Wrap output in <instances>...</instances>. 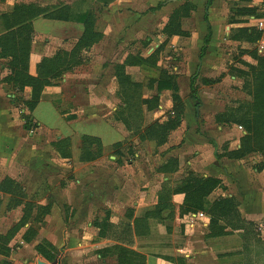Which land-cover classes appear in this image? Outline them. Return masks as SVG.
<instances>
[{
	"label": "rangeland",
	"instance_id": "obj_1",
	"mask_svg": "<svg viewBox=\"0 0 264 264\" xmlns=\"http://www.w3.org/2000/svg\"><path fill=\"white\" fill-rule=\"evenodd\" d=\"M20 5L49 7L52 12L63 17H67L71 12L83 13L88 11L93 17V31L101 35L100 41L105 38V32L98 31L97 15L91 10L93 7L90 1L0 0V37L14 30L15 26L13 25L16 22L19 23L16 27L25 25L23 36L16 39L15 45L12 42L11 47H9V44V46L5 45V47L0 46V54L4 56L3 59L0 58V88L5 92L6 99L12 104L13 112L11 113L14 114L12 119L21 122L22 124L20 125L24 129V143H9V145L12 146L11 151L16 150L12 154L16 155V161L19 157L28 156L32 161V165L30 166L32 172L35 170L31 175L24 177V179H29H25L28 182L29 188L35 191L33 192L31 202L24 203L27 199L24 189L28 188L26 184L24 185V181L6 176L8 174H5V171L0 169L2 178H4L0 182V204L2 202L7 204L5 210L16 209L23 204L26 206L23 209L24 218L22 221H4L3 223L0 222V225L4 227L5 231L8 230L10 235L14 231L21 232L26 229L24 237L28 242L38 238L39 240L34 242L38 252L37 255L42 259L48 260L49 264H84L83 261H89L86 264H119L118 260L114 257L115 252H118L123 247L132 250L133 241L131 236L133 229H136V224L135 228L131 224L133 216L137 215V210L141 213L143 211L150 210V212H153L155 210L154 205L141 209V206L139 207L137 204H139L142 197H144V202H147V197L152 201L154 195L157 200V196L165 188L164 178L158 175L157 170L170 160L180 162L179 157H183L186 152L192 150V147L201 146L200 148H202V145L204 146L203 142L202 145L194 142L196 140L194 138L184 148V134H181L177 142L174 140L170 141L169 136L181 126L171 131L167 142L161 146H158L153 140L141 138L144 128L154 125V123H165L173 119L172 108L174 103L172 91V94L168 97L169 102L159 99L158 107L149 111L145 106L141 108L138 105L140 96L143 99L154 96L152 95V90L155 88L157 84L155 82L158 78L153 77L158 76V69L164 71L165 69L162 67L167 66L168 70L174 73V77H177L176 74L179 75L181 73V63L185 62L184 66H190L193 73L192 76H196L193 83L197 92H199V99L194 101L190 97L191 78L189 79L187 76L179 82V93L182 92V95H187L189 92L184 98L188 101L189 105L187 124L191 125L193 122V129L205 136L207 139L205 143L208 144V116L213 117L215 123V116L229 114L232 110L236 111L237 116H242V114L249 115L251 113L250 104L252 105L255 92L261 82L258 80V71L262 70L254 52L258 43L257 32L250 26L243 28L242 30L246 29V31L243 34L240 33L238 37L240 42H236L231 39L232 33L227 35L225 31L224 39H222L221 54L225 57L222 59V62H224L223 65L226 72L216 74L215 78H208V83L205 81L204 73L198 71L200 69L197 63L201 49L194 53L191 51L196 45V40L189 41L191 43L190 49L183 44H179V46L171 48L168 54H165L166 49L164 51V48H161L156 54L154 53V57L151 59L149 65H129V56L142 58L141 54H143L147 57L153 51L145 46L143 47L141 42L144 39L138 40L136 35L132 33L129 34L133 40L128 42L127 45L121 44L126 39L125 37L120 38L121 40L116 44L115 39L122 37L124 34L117 31L109 32L107 40L111 41L110 45H113L112 51L114 53L111 55V60H114L115 66L113 69L116 72V66L124 68L123 73L129 75L138 87H135V89L131 88L132 90H130L129 85H127V94L133 99H129L130 105L126 111L124 110V90L122 89L121 91L119 80L116 79V100H112L116 109L113 111V114H108V109L105 110L106 105L102 107L105 104V90L102 86L99 89H94L95 85L100 86L101 83L98 80L99 77L96 76L97 71L103 69V67H108L109 62L106 57V49L102 48L106 47V45L97 46L96 50L93 51H91V48L95 44H99L100 41L93 44V46L90 45L92 46L91 48H88L84 44L78 45L83 28L78 26L76 22H73V24L42 22L43 16L28 22L16 20L13 18L12 13ZM37 19L42 20H40L42 23H36L37 35H41L39 41L42 44L57 43L55 45L57 49L56 54L59 52V56L50 62H44L43 59L45 57L34 59V62L31 56L28 60V75L33 78L34 84L30 85L25 84V73L17 72L16 74V72L10 69L8 64L10 61H13L14 57L23 52L22 48L17 44L23 42L27 36L31 37L30 48L31 52L33 51L32 45L36 37L34 21ZM104 28L105 26H101V29L104 30ZM218 31L219 29L216 25L217 36L219 35ZM227 39L228 41H232V43H227L225 41ZM68 44L70 45V50L67 51L66 47H68ZM24 45L25 48L23 47V49L28 48V44L24 42ZM14 48L19 50V52H16ZM2 49L3 51H1ZM152 49L154 50L155 48ZM95 60L96 62H94ZM175 67H178L180 70H176ZM214 69L217 71V68ZM117 74L119 73L117 72ZM67 75L72 89L68 90L70 92L69 95H64L62 101L56 102L55 106L60 119L58 123L51 125V133L49 129L38 126L40 120L42 122H50V118L48 116V107H44V105L34 116V111L40 104V101L38 105H34L35 101L32 99L33 89L39 90L41 88L36 93L39 97L38 99H40V94L42 96L46 88L65 85L62 81ZM180 86H182V90ZM66 87L63 89L64 91H67ZM82 91L88 92V94ZM110 92L112 93V90ZM68 101L71 103V106L68 105ZM8 106H0V116H5L3 118H5V123L8 124L10 129H4V127L0 126V131H3L5 135H12L9 141L13 142L17 139L19 129L16 123L10 124L6 119L7 115L10 114ZM92 113H96L101 117H108L112 123L106 122V125L99 122V118H96L98 120L87 121L86 118ZM182 116L183 122L184 115ZM36 117H41V119L36 120ZM77 118H80V120L76 121ZM110 125L115 127L118 133H123L121 135L126 136L123 143H117L112 148V151L106 149L103 146L102 139L99 138L102 135L106 143L118 138V135L109 129ZM229 125L241 127L240 124ZM241 130L244 131L243 126ZM0 140H2L0 141V148H2L7 140L4 138ZM111 153L118 156L116 162L109 159ZM167 154L169 155L166 157ZM197 156L198 154L190 151L187 153V161H194ZM74 157H77V159L75 160ZM164 158L165 160H163ZM56 159H59L61 164ZM78 160L82 163H88L90 167L95 166L101 169L102 190L106 189V191L98 200H95L96 196L93 190H99V181L93 187V178L90 177L84 184L79 186L75 163ZM18 163L19 165L15 171L24 173L25 175L26 164H23V162ZM189 171H191V164H186L181 169L179 166L178 173H170L172 175L170 183L175 185V182L185 177ZM124 174L131 176V180L127 181L126 185H122ZM24 175L22 174L21 177ZM110 176H113L112 186L114 189L118 190L120 187H125L123 191H119V197H117L116 193L108 191L107 183ZM78 186L81 187L79 190ZM2 192H4L3 195ZM50 197L56 203L57 201L62 202L63 199H67L70 204L71 202L73 203L72 205L66 204L67 206L63 207L64 210H58L60 216L62 215V211H65L63 213L65 223L61 221L52 223L45 219L46 216L52 213L54 203L50 202L47 206H40L39 203L49 201ZM92 200L96 202L93 203ZM77 204H84L83 206H85V209L80 214L78 212L81 209L80 207L77 208ZM176 207L173 216H171L172 219H170L175 222L178 217V208L176 209ZM29 218H33L35 222L32 221V224L26 228V224L30 222ZM113 220L119 221V224H112ZM109 223L115 225V227L110 226ZM148 225L149 222L141 223V227ZM137 230L139 231L138 228ZM106 237L108 239L110 237L113 243L114 241L116 243L107 247L105 249L106 252H101L103 254L102 259L97 257V251L91 255H87L84 252V242L88 246L87 244H92ZM76 257L78 258L76 259ZM131 259L134 264H145L146 262L145 259L141 260L138 257H132ZM164 260L171 264H178L174 259L171 260L166 257ZM4 263L12 264L8 260H4L2 264Z\"/></svg>",
	"mask_w": 264,
	"mask_h": 264
},
{
	"label": "crops",
	"instance_id": "obj_2",
	"mask_svg": "<svg viewBox=\"0 0 264 264\" xmlns=\"http://www.w3.org/2000/svg\"><path fill=\"white\" fill-rule=\"evenodd\" d=\"M87 1L91 2V6L93 7L91 10H93V13L97 15L96 19L99 26L98 31L105 32L104 40L100 41L99 44H95L91 48V51L96 50L97 46L101 47L102 45H106V47L102 48L106 49V57L108 58V62L110 64L108 63L107 68L103 67V69L97 71L96 76L99 77L98 80H100L101 83L100 86L95 85L94 89H99V87L102 86L105 90V104L102 105V107L106 105L105 110L108 109V114H113V111H115L116 109V107L112 103V100H116L115 95L117 87V78L115 75V69H113L115 67L114 60H111V55L114 53L112 51L113 45H110L111 41L107 40L109 32L117 31L124 34L122 35V37H117V39H115L116 44L121 40L120 38L123 37H125L126 39L121 42L122 45H127L128 42H131L133 39L130 37L129 33L136 35L138 40L144 39V41L141 42L143 47L145 46L153 52L147 57L141 54L143 59L149 58L153 53L159 51L161 48H164V51L166 49L165 54H168L171 48L173 49L179 46V44H183L185 47H188L190 49L191 43H189V41L196 40V45L191 51L192 53H194L195 51L201 49L197 63L200 69L198 71L203 72L204 78L206 79L215 78L216 74H219L220 72H226L225 66L223 65L224 62H222V59L225 57L223 56V54H221L222 39H224L225 31L227 35H229V33H232L231 39L236 42H240V39H238V37L240 33L243 34V31L246 30L242 29L248 26L253 27L256 32L261 34V38L263 37V33H261L256 28L255 24L256 19L261 16L260 5L262 4V0ZM188 4L192 5V11L190 12L189 16L181 19V29L182 31L189 33V36H168L167 34H165L163 30L167 26L171 15L176 10L182 7L185 8L186 6H188ZM94 8H96V10H94ZM37 20L34 21V30L36 32V37L32 45V59L34 62V59H40L44 57L51 58L56 54L57 50L55 46L57 43L50 42L47 44H42L39 41L41 35H37L38 31L36 23L58 22L60 24H73V22H60L44 18L42 19L43 21L41 19ZM40 20L42 22H40ZM77 25L83 28L82 24L77 23ZM216 25L219 29L218 36L216 35ZM101 26H105L104 30L101 29ZM225 41L227 43H232V41H228V39ZM257 45L255 47L256 51ZM69 46L70 45L68 44V47H66L67 51L70 50ZM152 48H155L156 50H153ZM257 54L260 55L258 52ZM260 56L264 57L262 55ZM94 62H96V60ZM184 63H181L182 66L180 64L181 73L179 75L176 74L178 86L180 85L179 82L184 77L188 76L189 79L191 78V85L196 78L195 75L192 76L193 73L190 66H184ZM146 64L149 65V63ZM162 68L167 70L171 75L174 74L172 71L168 70L167 66H164ZM214 68H217V71ZM175 69L180 70L178 69V67H175ZM161 70L158 69V76L153 78H159ZM62 83H64L65 85L46 88V90H44L42 93L40 104L34 111L35 116V113L39 109H42L43 105L44 107H48V116L50 118V122H42V120H40L41 117H36V120H40L38 125L40 126V128H47L51 133V125L54 123H58V120L60 119V117H58V110L55 106L56 102L60 100L62 101L64 95H69L70 92H68V90L72 89L69 85L68 75L65 76ZM65 86H67V91L63 90ZM180 87L182 90V86ZM111 90L112 93L110 92ZM83 93L88 94V92ZM181 93L182 92H180V95L183 98L185 106L184 121L182 122V125L180 128H178V130L172 132V134L169 136V139L170 141L174 140L175 142H177V140L181 137V134H184V148H186L187 143L194 138L196 139L194 140V142L198 143L199 145H202L203 142L204 146L202 145V148H200L201 146L191 148L192 150L190 151H192V153L198 154L197 158L194 159V161H187V153L190 151L186 152L183 157L180 156V162H178V170L174 173H178L179 166L181 169L186 164H191V171L189 172H193L205 178L214 177L216 179H219L222 182V187L217 188L210 196H208V198H206L205 211L186 215L183 218H181L177 213L178 217L176 218L175 222L174 220H170L172 219L171 216H173L171 215V210L166 209L162 212L160 218H150L151 220L149 221L148 226H143V228L140 227L139 231L137 230V227L135 230L133 229V234L131 236L133 246L131 247V249L145 256V264H171L164 260V258L166 257L175 259L182 258L186 261V264H264V169L258 170V168L256 167L262 162L263 158L260 154L257 153L249 154L241 159L230 158L228 156L229 152L236 151L241 148V140L245 135V131H242L239 126L237 127L236 125L218 123L216 120V116L215 123L213 121V117L208 116V144H206V137L197 133V131L193 129V122L191 125L187 124L189 105L188 101L184 98L189 94V92L187 93V95H182ZM170 94H172V90L166 89L162 92H159L158 84H156L155 88L152 90V95L159 96L161 100H165L168 102V97L170 96ZM190 97L193 98L194 101L199 99V92H197V95H193L191 86ZM3 105H7L8 110L10 108V114L6 117L7 121L10 124L16 123L19 132L17 134L16 141L10 142L9 139L12 137V135H5L3 134V131H0V139L4 138L7 140L6 144L2 148H0V169L4 170L5 174H8L6 176L24 181V185L26 184V186L28 187L24 189V192H26L27 194V199L26 201H24V203L31 202L32 196L34 194L33 192L35 191L29 188L28 182L25 180L29 179H24V177H27V175H31V173L35 171L33 170L32 172V169L30 168V166L32 165V161L30 157L28 158V156L22 158L19 157V159H17L16 161V155H12L16 150L11 151L12 146L9 145V143H24V129L20 125L22 124L21 122H17L16 120L12 119V116H14V114L11 113L13 112L12 104L9 103V100L5 97V92H3V90L0 88V106ZM68 105L71 106V103L69 101ZM3 117L5 116H0V126L4 127V129H10L8 124L5 123V118ZM80 118H77L76 121L80 120ZM96 118H99V122L101 123H112L110 118L101 117L96 113L90 114L86 119L87 121H94ZM109 129L112 132L116 133V135H118V138L116 140L106 143L102 135L99 136V138L102 139L101 141L103 143V146L106 149L112 151V148L117 143H123L126 136L121 135L123 133H118L117 129L112 125L109 126ZM34 139L36 140V138ZM168 155L169 154H167L166 157ZM74 159L76 160L77 157H74ZM109 159L116 162L118 160V156L114 153H111L109 155ZM57 160L60 163V160L56 159V161ZM163 160H165V158ZM18 162H23V164H26L25 175L24 173L15 171L17 169V166L19 165ZM75 163L77 166L76 172L78 176L79 186L84 184L90 177L93 178V187H95L97 181H99V190H93L96 196L95 200H98L100 196H103V193H105L106 191V189L102 190V181L100 179L101 169L96 168L95 166L90 167L88 163H82L80 162V160L76 161ZM34 166L35 164L32 167L34 168ZM157 172L159 176H163L165 184L169 183L170 186H174L170 183V177L172 175L161 173L159 172V170H157ZM22 174L24 175L23 177H21ZM113 176L109 177V182L107 183L108 191L116 193L117 197H119V191H123L125 187H120L118 190L114 189V187L112 186ZM182 179L175 182V184L180 182ZM3 180L4 178H2V175L0 173V182H2ZM129 180H131V176L129 174H124V181L122 185H126L127 181ZM79 186L78 190L81 188ZM3 193L4 192H2V195ZM7 196L9 195L7 194ZM155 197L156 196L154 195L152 201L149 199V197H147V202H144V197H142L137 206H141V209L147 208L150 205L156 206L158 204V199L156 200ZM221 197L234 198L237 201L238 210L242 215V219L247 223L245 228L238 229L234 226H228L229 224L227 220H221V226L227 227L223 231L221 230L224 234H212L210 230L211 217L209 216L207 211L211 208L213 203ZM50 198L51 199L49 201H43L39 203L40 206H47L50 204V202L54 203L52 213L49 216H46L45 219L51 221L52 223H57L59 221L65 223V216L63 214L65 213V211H62V215L60 216V212L58 210H64L63 207L66 204L69 205V201L67 199H63L62 202L57 201V204L56 202H54L52 197ZM184 199V194H175L173 195L171 202L172 204L177 206V208H179V206L183 205ZM92 202L94 203L96 201L92 200ZM72 204L73 203L71 202L70 205ZM83 205L84 204H77V208L80 207L81 209L78 212L79 214L80 212H82V210L85 209V206ZM6 206L7 204H5L4 202L0 204L1 223H3L4 221L18 222L23 220V209L26 207L25 204L12 210H5ZM148 211H143L144 213L142 212V214L137 210V215L133 216L131 222L133 228H135V220L143 218ZM29 219L30 222L26 224V228L29 227L30 224H32V221L35 222L33 218ZM112 222V224L115 225L119 224V221L116 220H113ZM156 225L158 226L156 227ZM7 231H5L4 227L0 225V250H3L5 243H7V246L10 249V253L8 255L0 252V258H3L2 261L0 259V264H2L4 260L12 262V264H38L40 261L49 264L48 260H46L45 258L44 260L40 258L39 255H37L38 252L35 248L34 242L36 240H39L38 238L34 241L32 240L31 242L26 241L24 237L26 229L22 230L23 232L14 231L11 235L10 232ZM114 243L116 242L114 241ZM114 243L110 237L109 239L108 237H106L101 240H97L92 244L89 243L87 244L88 246H86V242H84V252H86L87 255H91L95 251H97V257L102 259L103 254L101 252H106L105 249L112 246ZM118 256V252H115L114 257L116 258V260H118ZM77 258L78 257H76V259ZM87 262L89 261H83L84 264H86Z\"/></svg>",
	"mask_w": 264,
	"mask_h": 264
},
{
	"label": "trees",
	"instance_id": "obj_3",
	"mask_svg": "<svg viewBox=\"0 0 264 264\" xmlns=\"http://www.w3.org/2000/svg\"><path fill=\"white\" fill-rule=\"evenodd\" d=\"M186 6V5H185ZM192 11V5L188 4L185 8L182 7L176 10L170 17L167 26L164 28L163 32L168 36L173 35H181V36H189V33L182 31L181 29V19L190 15ZM12 16L16 20L30 21L40 16H43L45 19L54 20V21H63V22H76L78 24L83 25V33L81 38L78 41V45L84 44L91 48L93 44L100 41L101 35L93 31V17L90 12L83 13H70L67 17H63L61 15H57V13L52 12L49 7H40L37 5H20L16 7L15 11L12 13ZM19 23H14V30L8 32L3 37H0V46L5 47L8 45L11 47V43L15 45L16 39L21 38L24 32V26L16 27ZM28 25V24H26ZM17 28V29H16ZM244 30L243 32H245ZM257 40L261 38V34L257 32ZM31 37L27 36L23 42L17 44L22 48L23 52H21L18 56L14 57L13 61L9 62V67L14 72L25 73L26 75V83L25 84H34L33 78L28 75V60L32 56L31 48H30ZM24 42L28 48H25ZM12 45V46H13ZM92 45V46H90ZM12 49V48H11ZM16 52L19 50L15 49ZM3 51V49L1 50ZM157 52V51H156ZM155 52V54H156ZM257 60L259 61L262 70L258 71L260 80V85L257 88L253 102L251 106V113L249 115L242 114V116H237L235 110H232L229 114H220L216 116V120L218 123L224 124H240V126L244 128L245 135L241 140V148L236 151H231L228 153V156L232 159H241L249 154L257 153L260 154L263 158L262 162L258 164L256 167L258 170L264 169V57H260L256 50H254ZM59 56V52L51 59L45 58L44 62L54 61ZM154 57V53L147 59H143L141 57H128L129 65H138V64H146L151 63V59ZM0 58L3 59L4 56L0 54ZM131 61V62H130ZM14 66V67H13ZM117 72L119 74H117ZM124 72V68L121 66H116V78L119 80V85L124 90V110H128L129 108V99H133L129 97L127 94V85L131 88L135 89L138 85L132 81L131 77ZM257 72V71H256ZM13 75V74H12ZM208 83V79H205ZM158 84V91L162 92L163 90H172L173 91V103L174 106L172 108V114L174 115L171 121L165 123H154L147 128H144L141 134V138L153 140L156 142L158 146H161L167 142L168 136L171 131L176 130L181 126L185 106L183 102V98L179 93V86L177 83V78L174 75H171L167 70L161 71L160 76L156 82ZM50 84V83H49ZM48 84V85H49ZM41 89V88H40ZM36 88L33 89L32 99L35 101L34 105H38L40 99L37 96V92L40 91ZM191 90L193 95H197V90L191 85ZM159 96H150L148 99H143L140 96L138 105L143 108L144 106L149 110H154L158 107L159 104ZM176 115V116H175ZM179 118H178V117ZM178 118V119H177ZM126 124V123H125ZM28 128V126H26ZM141 128V127H140ZM178 170V161L170 160L166 164L162 165L159 168V172L161 173H173ZM222 182L219 179L214 177H201L193 172H188L187 175L174 186H170L169 183H166L165 188L158 196V204L155 206V210L153 212L148 211L145 216L141 219L135 220V224L138 229L141 227V223H147L150 218L157 219L161 217V214L164 210H171V215H173L175 211V205L172 204L171 200L173 195L175 194H184L185 199L182 206H179L177 209V213L181 218L186 215H191L194 213L205 211V200L210 196L217 188L222 187ZM209 216L211 217L210 230L212 234H224L222 231L227 227H222L220 221L227 220L228 226H234L238 229L245 228L247 223L242 219V215L238 210V203L234 198H219L216 200L211 208L207 211ZM104 221V220H103ZM107 222V221H106ZM110 224V223H109ZM110 226H114L110 224ZM143 228V227H142ZM222 230V231H221ZM141 231V229H140ZM140 233V232H139ZM120 251V252H119ZM118 251V262L119 264H134L132 261V257H138L141 260L145 259V256L139 254L135 251L120 248ZM5 255L10 253V249L7 246V243L4 244L3 250H0ZM171 260L177 261L178 264H186V261L182 258H167ZM8 264V263H4ZM144 264V263H143Z\"/></svg>",
	"mask_w": 264,
	"mask_h": 264
},
{
	"label": "built area",
	"instance_id": "obj_4",
	"mask_svg": "<svg viewBox=\"0 0 264 264\" xmlns=\"http://www.w3.org/2000/svg\"><path fill=\"white\" fill-rule=\"evenodd\" d=\"M261 16L256 19L255 24L256 28L263 33V37L259 40L257 45V52L264 56V0H262V4L260 5ZM242 129V127H240Z\"/></svg>",
	"mask_w": 264,
	"mask_h": 264
},
{
	"label": "water",
	"instance_id": "obj_5",
	"mask_svg": "<svg viewBox=\"0 0 264 264\" xmlns=\"http://www.w3.org/2000/svg\"><path fill=\"white\" fill-rule=\"evenodd\" d=\"M38 264H47V263L40 261Z\"/></svg>",
	"mask_w": 264,
	"mask_h": 264
}]
</instances>
